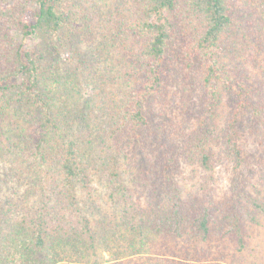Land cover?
Returning a JSON list of instances; mask_svg holds the SVG:
<instances>
[{
  "label": "trees",
  "instance_id": "1",
  "mask_svg": "<svg viewBox=\"0 0 264 264\" xmlns=\"http://www.w3.org/2000/svg\"><path fill=\"white\" fill-rule=\"evenodd\" d=\"M15 32L44 36L64 62L50 67ZM193 89L196 124L186 117ZM179 92L184 127L166 119ZM242 129L264 141V0H0V155L26 141L56 171L36 188L38 214L2 208L0 264H264V168L235 180L229 203L210 186L217 162L240 174L249 162ZM156 136L161 154L135 164V145ZM182 160L207 173L197 187L207 191L172 181ZM95 164L122 196L120 231L95 228L79 202ZM154 170L161 192L144 206L132 186ZM101 248L113 257L99 261Z\"/></svg>",
  "mask_w": 264,
  "mask_h": 264
},
{
  "label": "rangeland",
  "instance_id": "2",
  "mask_svg": "<svg viewBox=\"0 0 264 264\" xmlns=\"http://www.w3.org/2000/svg\"><path fill=\"white\" fill-rule=\"evenodd\" d=\"M5 1L12 3L14 0ZM31 6L34 8L36 7L34 3H32ZM15 36L19 41H23L27 48L38 46L44 58L43 62L50 64V67H55V65L63 63L66 58L64 54H56V50L51 49L52 43L50 41L48 42L44 36L32 35L25 37L19 32H15ZM101 37L102 35L100 36V40ZM116 52L118 53V50H114L112 52L113 55L116 56ZM176 90L178 89L176 88ZM182 96L183 94L179 92L166 112L167 122H174L180 127H184L185 125V117L183 113L184 108L182 107L183 102H180ZM188 103L186 117L191 120L192 123L196 124L198 122V115L203 110L201 92L193 89L192 92H190ZM231 106V102L226 100L221 108H219L218 113L215 114V123L213 125H215L214 130H216L217 133L223 128L224 123L228 118L229 111L231 110ZM159 112L161 113L163 110L160 109ZM175 129H177V127ZM241 132L243 134L242 143L246 149V155L250 159L249 162L245 163L243 172L241 174L235 173L233 171V164L229 162H217L215 168V180L210 182V186L216 189L215 194L217 199L224 200L226 203L233 200L232 194L234 193L232 189L235 180L236 182L243 180L251 182L257 179V177L259 178L262 168H264L263 138L261 137L260 139L257 138L256 135L253 136L252 134H249L247 129H242ZM155 139L151 138L150 140L152 142L148 140L145 146H141L140 144L135 145L137 151L132 159L136 162L135 164L140 165L142 162H152L155 158H158L159 154H161L159 148L161 147L160 144L162 142L157 136ZM157 140L158 142H156ZM162 141H166V138L162 137ZM5 146L9 147V149L3 148L1 150L0 180L2 178L6 179L7 183L4 184V182H1L0 184V212L2 211V208H4L7 216L16 218L22 217L23 215L33 216L38 214V212L46 206L42 202L44 198L40 197V193L36 188L41 184H44V187L48 189L50 188L48 186L50 183L49 181L56 174V171L53 169L54 162H51L50 164L42 163L38 154L36 155L34 153L33 148L28 147L29 144L26 141H21L20 146L10 145L6 142ZM132 165L134 164L132 163ZM154 165L157 168V175L160 176V164ZM98 168L99 166L97 164L92 165L90 194L84 191H79V202L83 206L85 213L92 220V225L95 228H97V225L104 226L105 224L106 227L109 225L110 227H116L119 230L121 229V226H119L118 223L120 207L123 204V202H120L122 196H119L112 183L101 171L98 170ZM144 169L148 170V167L146 166ZM47 170H51V172L46 173ZM156 170L150 172L153 176L151 178L152 181L148 184L143 180L141 181V184H134V186H132L134 200L139 201L141 205L147 206V204L152 201L155 190L156 197H159L161 189L158 186L161 183V179L156 177ZM129 171L131 172V169H129ZM148 174L143 173L144 177H147ZM206 176L207 173L205 171L196 166L186 165L182 160L180 169L175 171L172 176V181H174L176 185L183 187L186 191L204 192L207 190L201 188L199 191L197 187L204 182ZM128 181L130 180L128 179ZM156 183L157 189L154 186ZM48 197H53V194L49 190L46 192V201L49 200ZM1 217L2 214L0 213V218ZM47 217L49 216L47 215ZM262 234H264V230L262 231ZM108 243L114 245L113 241H108ZM118 245L119 244H116L115 247H113V252L117 251ZM113 252L110 253L101 248L95 258L103 262L111 259L113 257Z\"/></svg>",
  "mask_w": 264,
  "mask_h": 264
}]
</instances>
